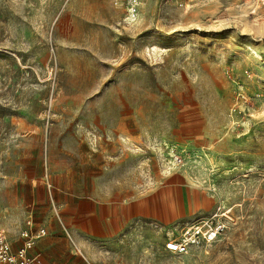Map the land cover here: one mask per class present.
I'll return each instance as SVG.
<instances>
[{
  "label": "rangeland",
  "instance_id": "1",
  "mask_svg": "<svg viewBox=\"0 0 264 264\" xmlns=\"http://www.w3.org/2000/svg\"><path fill=\"white\" fill-rule=\"evenodd\" d=\"M128 3L0 0V235L73 264H264V0ZM91 205H128L122 231L90 237ZM207 220L217 240L166 250Z\"/></svg>",
  "mask_w": 264,
  "mask_h": 264
},
{
  "label": "built area",
  "instance_id": "2",
  "mask_svg": "<svg viewBox=\"0 0 264 264\" xmlns=\"http://www.w3.org/2000/svg\"><path fill=\"white\" fill-rule=\"evenodd\" d=\"M140 8L141 0H129L127 13L131 22H135L139 18ZM224 230L225 225L213 223L212 220L195 224L186 230L182 240L171 239L166 244V250L171 253H179L187 246L198 242L211 243L217 240ZM44 236H46V232L43 230L37 234L32 233L31 230L23 232L21 237L24 240V245L14 253L6 236L0 235V264H36L37 258L30 256L29 252L35 241Z\"/></svg>",
  "mask_w": 264,
  "mask_h": 264
},
{
  "label": "crops",
  "instance_id": "3",
  "mask_svg": "<svg viewBox=\"0 0 264 264\" xmlns=\"http://www.w3.org/2000/svg\"><path fill=\"white\" fill-rule=\"evenodd\" d=\"M128 210V205L106 208L102 207L101 209L98 205H91L89 208L88 220V223L92 229L90 237L95 240H101L108 238L107 234H105L106 231L110 233V236H114L119 231H122L124 228L123 216L128 214ZM118 218H120V220H118ZM44 237L38 239L39 241L33 250L34 254L37 256L36 258L38 259L37 264H73L71 254L69 259L63 257L62 262L59 261L58 256L53 252V240H48L47 237ZM81 256H77L76 259L78 260V263L76 264H86L88 262V259L85 256Z\"/></svg>",
  "mask_w": 264,
  "mask_h": 264
}]
</instances>
